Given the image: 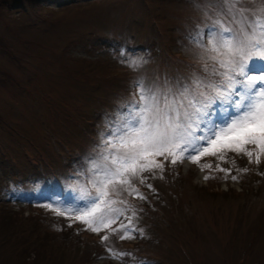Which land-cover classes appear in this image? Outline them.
Here are the masks:
<instances>
[{"label":"rangeland","instance_id":"374dc122","mask_svg":"<svg viewBox=\"0 0 264 264\" xmlns=\"http://www.w3.org/2000/svg\"><path fill=\"white\" fill-rule=\"evenodd\" d=\"M193 15L202 20L190 0H0V264H135L106 247L150 264H264V157L255 175L233 160L166 169L155 184L159 206L135 221L146 234L137 242L100 243L104 232L45 207L85 183L77 150L99 112L130 97L135 78L118 65L121 49L155 45L138 71L171 74L189 58V41H178Z\"/></svg>","mask_w":264,"mask_h":264},{"label":"snow or ice","instance_id":"6c2138e0","mask_svg":"<svg viewBox=\"0 0 264 264\" xmlns=\"http://www.w3.org/2000/svg\"><path fill=\"white\" fill-rule=\"evenodd\" d=\"M190 3L202 18L187 35L191 61L151 80L137 77L135 91L105 114L99 140L85 154L87 167L79 174L87 175L86 183L77 179L69 185V201L45 205L81 222L87 231L104 232L102 243L113 235L146 238L135 223L142 209L128 197L146 201L140 187L154 192L149 181L164 179L166 164L187 160L199 165L209 155L225 161L229 152L256 164L264 157V0ZM119 59L132 71L147 62L124 49ZM106 251L112 258L129 256L135 264H150L137 261L131 252Z\"/></svg>","mask_w":264,"mask_h":264},{"label":"trees","instance_id":"16d2710c","mask_svg":"<svg viewBox=\"0 0 264 264\" xmlns=\"http://www.w3.org/2000/svg\"><path fill=\"white\" fill-rule=\"evenodd\" d=\"M34 3V2H33ZM180 44H181V42H180V40L178 41ZM150 46V48L152 49L153 47H155V45H149ZM156 64H157V62H156ZM227 157H232V158H234V157H236V155L235 154H232L231 152H229L228 154H227ZM236 159H237V161H239L240 163H242V164H247V165H249L251 168H253V169H251V170H248L247 171V173L246 174H248V173H252L253 175H255L254 174V172L255 173H263L262 172V167H254L255 166V164L254 163H251V164H248V163H246V157L244 156V155H241V156H239V157H236ZM212 163H214V162H210L209 164H212ZM254 170V171H253ZM256 180H258V178L256 179ZM242 182H241V184L244 186L245 184H247V183H249L250 181L252 182L253 180L252 179H249L248 177L247 178H245L244 180H241ZM28 206H30V205H28ZM159 206V205H158ZM42 211H43V208H42ZM48 213V215H50L51 217H58V215L53 211V210H50V211H48L47 212ZM59 219V218H58ZM58 219H56V221L58 220ZM60 222H61V224H63V222L60 220ZM111 239H113V238H111ZM115 239V238H114ZM113 239V240H114ZM114 241H116V240H114ZM114 244H116V243H114Z\"/></svg>","mask_w":264,"mask_h":264}]
</instances>
